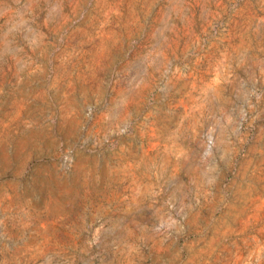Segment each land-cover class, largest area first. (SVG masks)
Masks as SVG:
<instances>
[{
  "label": "rangeland",
  "instance_id": "374dc122",
  "mask_svg": "<svg viewBox=\"0 0 264 264\" xmlns=\"http://www.w3.org/2000/svg\"><path fill=\"white\" fill-rule=\"evenodd\" d=\"M0 264H264V0H0Z\"/></svg>",
  "mask_w": 264,
  "mask_h": 264
}]
</instances>
